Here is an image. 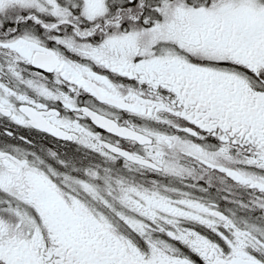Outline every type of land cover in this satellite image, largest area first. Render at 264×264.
I'll list each match as a JSON object with an SVG mask.
<instances>
[{
    "label": "snow or ice",
    "instance_id": "1",
    "mask_svg": "<svg viewBox=\"0 0 264 264\" xmlns=\"http://www.w3.org/2000/svg\"><path fill=\"white\" fill-rule=\"evenodd\" d=\"M0 264H264V0H0Z\"/></svg>",
    "mask_w": 264,
    "mask_h": 264
}]
</instances>
